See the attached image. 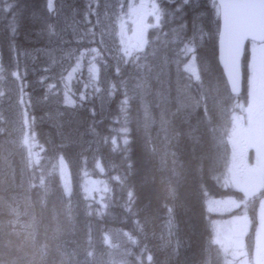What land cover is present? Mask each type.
I'll use <instances>...</instances> for the list:
<instances>
[{"label":"trees","instance_id":"1","mask_svg":"<svg viewBox=\"0 0 264 264\" xmlns=\"http://www.w3.org/2000/svg\"><path fill=\"white\" fill-rule=\"evenodd\" d=\"M144 2L146 44L124 54L119 17L127 0H0V63L25 95L42 150L27 159L11 121L19 108L0 85V264H96V251L114 249L107 230L96 233L108 224L125 234L129 264H224L205 200L241 194L220 183L233 96L216 57L217 8L214 0H157L152 23ZM81 52L82 66L65 84ZM189 54L196 77L186 70ZM92 60L96 78L87 71ZM59 158L75 181L69 192ZM84 172L110 185L103 209L83 195ZM262 197L264 187L247 203L248 253Z\"/></svg>","mask_w":264,"mask_h":264},{"label":"rangeland","instance_id":"2","mask_svg":"<svg viewBox=\"0 0 264 264\" xmlns=\"http://www.w3.org/2000/svg\"><path fill=\"white\" fill-rule=\"evenodd\" d=\"M142 1H145L144 5L148 3L152 4V13H154L151 14L150 17L153 19L152 23H158L159 21L157 0H127V8L123 15L119 17V28L121 31L120 33L122 34L120 48L124 54H128V52L129 54H131L141 51L146 44V37L145 35H142V38L138 39L135 42L133 48H129L131 42H134V40L129 39L126 30V28L129 29L131 27L134 30L138 27H144L145 20H143L138 26V16L140 15V4L142 3ZM84 54V52H81L79 56H75L72 59V67L66 74L65 84L67 83V81L73 78L74 73L80 70ZM87 57L90 58L91 54H88ZM98 69V65L93 62V60L90 61L87 65L88 74L92 78L97 77ZM197 69L198 68L196 66L193 55H190L186 63V70L196 77L198 75ZM3 71L4 69L0 63V85H2L3 88L7 89L9 93H12V99L15 102L16 108H19L20 111V114L18 116L15 114V118L11 120L13 121L14 119H16V130L13 129V132L18 141L17 143L22 144L25 155L30 162H32V160L37 161L42 150L36 142L35 134L30 130L29 127L28 118L25 112V95L20 89L13 91V85H11L13 77H5ZM9 83L10 85H8ZM65 99H68L67 101H69L70 98L68 97V94L65 96ZM251 101L254 107V111H259L258 103H254L253 99ZM249 117V119H251V126L249 127L248 131L246 130L243 133L239 131L238 132L241 135H244V138L246 137L255 148L256 146L258 147L261 144V146H259L258 148V152L261 154V158L264 161V114H261L259 111L258 115L254 116L250 114ZM232 121L233 122H231V125L232 123H234V121L236 122V120L234 119ZM239 137L240 136L237 131L231 126V131H229L228 136L230 155L228 158L227 167L224 172H222L220 180L222 181L223 185H230L235 189L240 190V192L245 197H247L251 193L256 191L257 188L260 187V185L263 184V178L258 174L251 173L249 179H247L244 184L239 180L238 173L240 171V167L236 166L239 162V159L237 157V147L240 146ZM57 171L60 181L61 183H63V189L69 192L73 184L72 177L68 166L62 158H59L57 162ZM80 186L82 193L86 198H88L95 204L97 203L96 205L99 206V209L104 208L106 204L105 199L110 192V185L108 184L105 177L91 175L88 172H84L80 179ZM245 205L246 202L241 203V208L240 203L234 197L229 196L212 198L208 197L205 200L206 209L209 211V213L212 214L210 225L212 229L213 239L216 241L221 249L222 254L225 257V264H247L246 259L243 256V240L245 233L249 230L250 222L248 216L246 215L247 213L245 211ZM243 211H245L246 214L242 213ZM255 213L257 223L253 231L255 243L253 249V263L264 264V200H262V202L258 204ZM116 232H118V234ZM103 237L105 243L114 247V249H112L110 254H107V252L103 254V249H101V251H96V264H129L126 260V257L130 253V251L128 250L129 247L127 245V240H125V234L121 231H118V229H110L104 232Z\"/></svg>","mask_w":264,"mask_h":264},{"label":"water","instance_id":"3","mask_svg":"<svg viewBox=\"0 0 264 264\" xmlns=\"http://www.w3.org/2000/svg\"><path fill=\"white\" fill-rule=\"evenodd\" d=\"M218 6L217 62L230 93L241 88L240 60L247 40L264 41V0H215Z\"/></svg>","mask_w":264,"mask_h":264},{"label":"flooded vegetation","instance_id":"4","mask_svg":"<svg viewBox=\"0 0 264 264\" xmlns=\"http://www.w3.org/2000/svg\"><path fill=\"white\" fill-rule=\"evenodd\" d=\"M264 42H248L245 46V54L242 60V91L234 97V112L232 119L233 127L239 134V147H237V157L240 167L238 173L239 180L244 184L251 173L263 175L264 177V161L258 152L259 146L256 148L250 143L243 133L248 131L251 126L249 115H258L259 111L264 114ZM255 98V100H254ZM258 103V110L254 111L252 100ZM236 123V124H235ZM239 131V132H238Z\"/></svg>","mask_w":264,"mask_h":264},{"label":"bare ground","instance_id":"5","mask_svg":"<svg viewBox=\"0 0 264 264\" xmlns=\"http://www.w3.org/2000/svg\"><path fill=\"white\" fill-rule=\"evenodd\" d=\"M53 5V4H52ZM38 11H39V9H38ZM43 12H44V10H43ZM41 13V12H40ZM43 14V13H42ZM41 17V16H40ZM50 20V19H49ZM86 24H87V22H86ZM59 25V24H58ZM63 26V25H62ZM85 27H87V25L85 26ZM65 30H67V28H65ZM75 30V29H74ZM69 31V30H68ZM3 34V33H2ZM65 34V33H64ZM4 35V34H3ZM79 35V34H78ZM63 36V35H62ZM72 37V36H71ZM81 37V36H80ZM6 38V37H5ZM68 38V37H67ZM70 38V37H69ZM76 40V39H75ZM60 45V44H59ZM72 45V44H71ZM75 46V45H74ZM2 48V47H1ZM56 50V49H55ZM7 51V50H6ZM54 52V51H53ZM193 52V51H192ZM56 56H57V54H56ZM59 56V55H58ZM68 59V58H67ZM71 59V58H70ZM58 61V60H57ZM57 67V66H56ZM198 70V69H197ZM196 75V74H195ZM101 77V76H100ZM199 77V76H198ZM196 79V78H195ZM91 81V80H90ZM32 104V103H31ZM35 115V114H34ZM210 115V114H209ZM42 116V115H41ZM221 116V115H220ZM219 117V116H218ZM211 118V117H210ZM38 121H39V119H38ZM103 122V121H102ZM41 123V122H40ZM38 125H39V123H38ZM44 125V124H43ZM208 125V124H207ZM34 126H35V123H34ZM11 127V126H10ZM40 127V126H39ZM112 128V127H111ZM108 129H110V128H108ZM50 131V130H49ZM110 131V130H109ZM112 131V130H111ZM146 131V130H145ZM38 132V131H37ZM108 132V131H107ZM29 133V132H28ZM199 133V132H198ZM196 135V134H195ZM163 137H165V136H163ZM196 137V136H195ZM220 137V136H219ZM48 138V137H47ZM51 138V137H50ZM158 138V137H157ZM197 138V137H196ZM221 138V137H220ZM92 139V138H91ZM160 139V138H159ZM164 139V138H163ZM48 140V139H47ZM165 140V139H164ZM46 141V140H45ZM52 141V140H51ZM35 142V141H34ZM37 142V141H36ZM100 144V143H99ZM160 144V143H159ZM42 145V144H41ZM223 147V146H222ZM86 148V147H85ZM151 149H153V148H151ZM222 149V148H221ZM100 150V149H99ZM100 153V152H99ZM96 155V154H95ZM155 155V154H154ZM123 156V155H122ZM192 156H193V154H192ZM125 157V156H124ZM162 157V156H161ZM167 157V156H166ZM191 157V156H190ZM222 157V156H221ZM156 158V157H155ZM198 158V157H197ZM130 160V159H129ZM144 161H145V159H144ZM126 162V161H125ZM218 165V164H217ZM215 170V169H214ZM49 172V171H48ZM58 172V171H57ZM214 173V172H213ZM216 175V174H215ZM45 176H46V174H45ZM168 176V175H167ZM176 176H177V174H176ZM219 178V177H218ZM73 181V180H72ZM75 182V181H74ZM73 182V183H74ZM63 184V183H62ZM75 184V183H74ZM133 184V183H132ZM77 185V184H76ZM171 185V184H170ZM52 186V185H51ZM130 186H132L131 184H130ZM51 188V187H50ZM51 190V189H50ZM49 190V191H50ZM208 193V192H207ZM61 198V197H60ZM163 201V200H162ZM117 205V204H116ZM116 209V208H115ZM118 211V210H117ZM174 212V211H173ZM117 213V212H116ZM121 213H123V212H121ZM118 216V215H117ZM140 216V215H139ZM208 217V216H207ZM113 218V217H112ZM122 218V217H121ZM119 220V219H118ZM131 220V219H130ZM129 220V221H130ZM121 223V222H120ZM97 225H100V223L98 224L97 223ZM96 225V226H97ZM106 225V224H105ZM116 225V224H115ZM125 225H127V224H124V226ZM101 227V226H100ZM98 228L99 230H97L96 231V233H99V232H101V231H103V230H107L108 231V229H109V224H108V226L106 225V229H105V227L103 228V227H101V228ZM114 227V226H113ZM116 227V226H115ZM127 227H128V225H127ZM135 228H138V227H135ZM110 229H112V230H114L115 228H111L110 227ZM109 229V230H110ZM120 229H123V227L121 226V228ZM125 229V228H124ZM123 229V230H124ZM130 229V228H129ZM94 230V229H93ZM126 230V229H125ZM115 231H117V230H115ZM144 231V230H143ZM117 234H118V232H116ZM129 233V232H128ZM130 233H131V231H130ZM133 234V233H132ZM97 235V234H96ZM122 235V234H121ZM120 235V236H121ZM146 235V234H145ZM133 236V235H132ZM137 236V235H136ZM144 236V235H143ZM165 236V235H164ZM99 237H100V235H99ZM141 237V236H140ZM146 237V236H145ZM151 237H152V235H151ZM163 237V236H162ZM124 238V237H123ZM100 239V238H99ZM164 239V238H163ZM121 240V239H120ZM125 240H127V239H125ZM130 240V239H129ZM135 240V239H134ZM150 241V240H149ZM45 243V242H44ZM116 243H118V242H116ZM120 243V242H119ZM146 243V242H145ZM152 243V242H151ZM100 244V243H99ZM121 244V243H120ZM122 244H124V243H122ZM207 244V243H206ZM147 245V244H146ZM145 245V246H146ZM87 246H90V245H88L87 244ZM86 247V246H85ZM130 247V246H129ZM159 247H160V245H159ZM99 248V247H98ZM139 248V247H138ZM87 249H88V247H87ZM96 249H97V247H96ZM45 250V249H44ZM89 250V249H88ZM93 250V249H92ZM124 250V249H123ZM127 250V249H126ZM46 251V250H45ZM101 251V250H100ZM130 251V250H129ZM140 251V250H139ZM157 251V250H156ZM91 252V251H90ZM104 252V251H103ZM102 252V253H103ZM152 252V251H151ZM133 253H135L133 250H131V255H133ZM156 253V252H155ZM87 254V253H86ZM89 254H91V253H89ZM101 254V253H100ZM158 254V253H157ZM214 254V253H213ZM87 256V255H86ZM93 256H95V255H93ZM119 256H121V255H119ZM108 257V256H107ZM154 257V256H153ZM88 258V257H87ZM127 258V257H126ZM144 259V258H143ZM169 260V259H168ZM176 260V259H175ZM123 261H125V260H123ZM130 261H132L131 259H130ZM136 261V260H135ZM134 261V262H135ZM88 263V262H87ZM92 263V262H91ZM83 264H86V263H83ZM89 264V263H88ZM94 264V263H93ZM126 264V263H125ZM137 264V263H136Z\"/></svg>","mask_w":264,"mask_h":264},{"label":"snow or ice","instance_id":"6","mask_svg":"<svg viewBox=\"0 0 264 264\" xmlns=\"http://www.w3.org/2000/svg\"><path fill=\"white\" fill-rule=\"evenodd\" d=\"M50 7H51V5H50ZM189 51H192V49H191V48H189Z\"/></svg>","mask_w":264,"mask_h":264}]
</instances>
